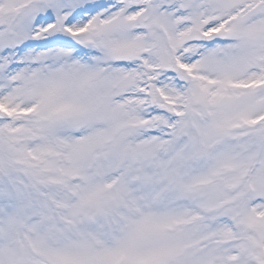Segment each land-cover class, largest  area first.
Returning a JSON list of instances; mask_svg holds the SVG:
<instances>
[{
  "label": "snow or ice",
  "instance_id": "obj_1",
  "mask_svg": "<svg viewBox=\"0 0 264 264\" xmlns=\"http://www.w3.org/2000/svg\"><path fill=\"white\" fill-rule=\"evenodd\" d=\"M0 264H264V0H0Z\"/></svg>",
  "mask_w": 264,
  "mask_h": 264
}]
</instances>
